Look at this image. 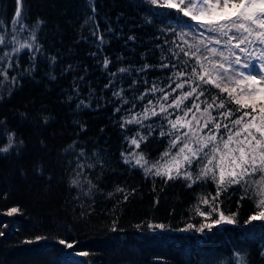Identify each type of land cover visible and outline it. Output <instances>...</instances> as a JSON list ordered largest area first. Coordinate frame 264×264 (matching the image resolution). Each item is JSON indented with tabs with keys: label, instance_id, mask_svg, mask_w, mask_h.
Instances as JSON below:
<instances>
[{
	"label": "trees",
	"instance_id": "16d2710c",
	"mask_svg": "<svg viewBox=\"0 0 264 264\" xmlns=\"http://www.w3.org/2000/svg\"><path fill=\"white\" fill-rule=\"evenodd\" d=\"M16 10V0H0V54L11 53L0 62V70L7 68V78L0 76V147L13 137L9 151L0 152V264H238L241 258L264 264V221L245 222L255 208L241 199L239 185L219 197L226 214L238 212L236 224L181 232L217 219L194 210L201 197L215 195L216 185L211 179L191 188L183 179L165 183L121 156L136 150L155 160L168 148V137L159 135L161 117L145 121L155 131L140 149L127 138L149 130L121 123L129 109L142 111L155 100L137 99L153 82L166 87L171 72L159 66L169 62L161 57L172 59L170 42L181 30L197 31L196 23L150 0H22L25 30L14 33ZM38 23L35 59L28 49L14 52ZM145 64L152 67L138 71ZM122 67L130 71L120 73ZM121 89L127 104L113 95ZM81 151L80 161L94 165L85 170L95 185L88 195L84 177L83 191L71 185ZM12 208L18 211L9 215ZM156 224L167 229L149 227Z\"/></svg>",
	"mask_w": 264,
	"mask_h": 264
},
{
	"label": "snow or ice",
	"instance_id": "6c2138e0",
	"mask_svg": "<svg viewBox=\"0 0 264 264\" xmlns=\"http://www.w3.org/2000/svg\"><path fill=\"white\" fill-rule=\"evenodd\" d=\"M16 2L17 10L12 21L14 33L25 30L20 11L22 0ZM150 3L162 9H174L182 17L194 21L198 28L197 31L190 29L176 33V39L170 42L174 47L167 49L172 59L162 55V61L169 62L159 65L171 72L166 87L153 82L137 99L144 101L146 96L151 95L155 100L148 99L142 111L132 112L129 109L131 114L121 123L122 128L137 124L149 130L147 135L137 132L127 138L130 147L140 149L141 144L155 131V127L145 124V121L161 117L159 135L168 137V148L155 160H150L142 151L121 153L123 162L142 169L145 176L160 177L165 183L183 179L191 188L197 182L211 179L216 185L215 195L209 193L201 197L194 210L205 220L213 213L217 219L199 226L188 224L178 231L205 233L206 229L211 232L222 224H236L238 212L226 214L220 209L219 201L222 192L236 185L244 193L241 199L251 200L255 208L245 222L264 221V0H150ZM38 30L39 23L30 29V35L23 43L16 41L14 35L13 41L19 43V48L13 51L28 49L34 60L41 50L36 43ZM205 33L209 35L205 36ZM94 35L103 43V36L98 33ZM4 44L5 36L0 35V45ZM10 56L11 53L3 52L0 62ZM110 63L105 58L103 66L108 68ZM7 67H12L10 60ZM150 67L145 64L138 71H146ZM129 71L128 68L119 69L120 73ZM0 76L7 78V68L0 70ZM11 83H17L15 77L11 78ZM212 89L217 91L213 92ZM157 93L161 95L157 96ZM113 95L121 99L122 104L128 103L123 98V89L114 91ZM120 110L115 109L117 112ZM12 142L13 137L10 136L8 145L0 147V152L7 153ZM83 156L81 151L77 157L78 171L71 185L83 191L81 177H84L89 185L84 194L88 195L95 185L87 179L85 170L94 165L81 162L80 157ZM194 164L198 171L193 170ZM117 191L124 192V189L117 188ZM200 204L208 205L210 212L201 210ZM17 211L12 208L8 214ZM149 227L153 230L167 229L164 224ZM112 231L117 229L113 227ZM59 243L67 248L73 247L64 239ZM76 255L87 256L88 253L77 252ZM238 264H244L243 258Z\"/></svg>",
	"mask_w": 264,
	"mask_h": 264
},
{
	"label": "rangeland",
	"instance_id": "374dc122",
	"mask_svg": "<svg viewBox=\"0 0 264 264\" xmlns=\"http://www.w3.org/2000/svg\"><path fill=\"white\" fill-rule=\"evenodd\" d=\"M241 71H251V69H241ZM74 259H76V258H74Z\"/></svg>",
	"mask_w": 264,
	"mask_h": 264
}]
</instances>
